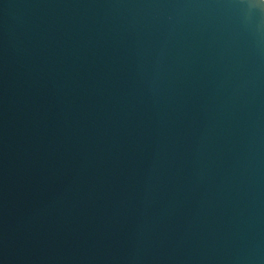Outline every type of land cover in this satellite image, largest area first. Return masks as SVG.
I'll return each instance as SVG.
<instances>
[{"label": "water", "instance_id": "obj_1", "mask_svg": "<svg viewBox=\"0 0 264 264\" xmlns=\"http://www.w3.org/2000/svg\"><path fill=\"white\" fill-rule=\"evenodd\" d=\"M0 264H264V0H0Z\"/></svg>", "mask_w": 264, "mask_h": 264}]
</instances>
